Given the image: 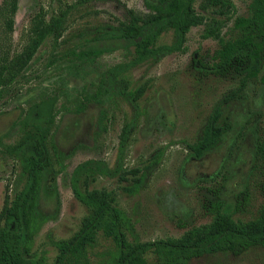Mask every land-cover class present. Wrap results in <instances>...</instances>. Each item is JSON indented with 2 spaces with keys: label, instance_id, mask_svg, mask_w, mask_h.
<instances>
[{
  "label": "rangeland",
  "instance_id": "374dc122",
  "mask_svg": "<svg viewBox=\"0 0 264 264\" xmlns=\"http://www.w3.org/2000/svg\"><path fill=\"white\" fill-rule=\"evenodd\" d=\"M79 1L18 0L13 30L7 34L4 47L8 68L3 84L11 83L0 96V135L7 133L4 143L15 142L16 129L10 128L21 112L42 96L57 97V116L48 145L53 143L64 154L65 169L47 179L40 208L49 220L33 245L34 252L47 251L50 264L57 251L49 240L69 241L89 216L72 194L73 169L91 159L114 167L121 129L135 116L132 105L117 91L105 96L102 104L86 103L81 113H75L83 96L95 92L104 71L127 61L132 48H117L94 60L70 61L64 55L81 38L89 39L100 28L118 25L130 15L149 16L146 2L156 0H86L83 7L75 8ZM229 1L232 10H222L219 18L250 16V0ZM194 9L205 19L214 15L201 10V0ZM35 15L44 25H52L59 18L63 22L27 62L33 38L31 19ZM230 25L231 20L227 21V27ZM203 30V24L189 30L183 52L150 59L123 76L125 82L121 85L127 91H137L135 102L140 113L124 155L126 175L124 179L98 176L87 186L89 190L112 193L115 205L132 219L140 242L178 239L185 231L209 223L211 204L216 201L228 205L234 218L241 221L253 219L264 203V179L258 171L253 172L256 138L264 139V67L242 91L237 72L210 74L199 62L210 60L217 41L203 38ZM172 41V32H167L160 36L157 46ZM19 67L20 75L11 80ZM232 92H239L240 97L227 107L226 114L233 123L231 134L201 159L193 158L187 146L200 138L214 106ZM102 110L108 115L105 131L98 127ZM158 150L163 151L160 163L142 189L135 195L125 193L123 188L132 179L130 171L144 168ZM54 169H59L56 163ZM23 182L18 162L0 153V217ZM53 187L58 191V208L49 191ZM108 246L101 240L94 251L103 252ZM145 258L149 264H156L153 255ZM188 264H264V248L204 256Z\"/></svg>",
  "mask_w": 264,
  "mask_h": 264
},
{
  "label": "trees",
  "instance_id": "16d2710c",
  "mask_svg": "<svg viewBox=\"0 0 264 264\" xmlns=\"http://www.w3.org/2000/svg\"><path fill=\"white\" fill-rule=\"evenodd\" d=\"M86 0L74 6L83 7ZM198 0H156L146 2L149 16L139 18L130 15L118 25L100 28L89 39L81 38L64 55L72 60H94L117 48H132L127 61L107 68L100 76L93 94H85L75 106V113H81L86 103H103V98L112 92L132 105L135 116L121 129L114 167L100 160H87L78 164L70 176V188L74 198L89 212V216L79 232L69 241L49 240L57 251L52 264H149L145 256L153 255L156 264H188L204 256L216 254H238L251 248H264V203L257 215L248 221L236 220L230 207L221 201L211 204V221L193 227L178 239H162L154 242H140L132 219L115 205L111 192L89 190L88 183L102 176L124 179V155L132 130L139 116L136 104L137 91H127L123 76L132 69L158 56L184 51L185 36L192 27L204 25L202 37L217 41V48L210 60L201 68L210 74L222 75L230 71L240 76V91L249 82L255 81L264 67V0H250L248 17L218 16L223 11L232 10L229 0H201V10L213 13L212 18L203 17L194 9ZM18 8V0H2L0 3V96L6 92L3 84L8 68L5 56L7 34L13 30V17ZM37 18V23H36ZM33 16L32 44L26 54L28 62L36 49L62 27V19L52 25H44L42 19ZM228 18V19H227ZM231 25L227 27V21ZM223 29H226L223 32ZM172 32L173 41L169 45L157 46L164 33ZM198 63V62H197ZM23 66V65H22ZM21 67L12 74V79L20 75ZM121 85L120 88L117 87ZM232 92L216 104L202 130L200 138L188 145L190 154L201 159L218 148L231 134L233 123L227 113L228 105L240 96ZM57 97L42 96L11 126L16 129L17 138L13 143H4L7 133L0 135V153L18 162L23 186L17 191L8 208L0 217V264H50L47 251H33L36 235L49 218L40 208L42 195L47 190L46 182L50 175L64 171L65 156L49 143V137L57 116ZM106 111L102 110L98 127L106 130ZM241 137L242 133L238 132ZM163 151L158 150L142 169L130 171V184L123 188L128 195L137 194L160 163ZM59 169H54V164ZM264 179V139L256 138L253 151V172ZM83 186V189L81 188ZM51 197L59 207L56 187L49 189ZM103 240L109 243L108 249L96 252L94 249Z\"/></svg>",
  "mask_w": 264,
  "mask_h": 264
}]
</instances>
